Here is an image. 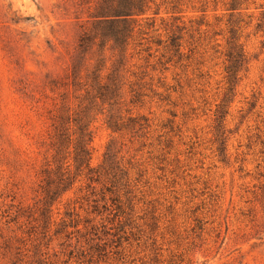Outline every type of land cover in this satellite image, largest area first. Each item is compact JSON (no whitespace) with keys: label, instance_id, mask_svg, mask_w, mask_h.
<instances>
[{"label":"rangeland","instance_id":"374dc122","mask_svg":"<svg viewBox=\"0 0 264 264\" xmlns=\"http://www.w3.org/2000/svg\"><path fill=\"white\" fill-rule=\"evenodd\" d=\"M98 1L0 0V132L37 157L39 166L43 158L26 133L30 129L31 136L43 134L46 126L29 111L19 90L26 83L41 85L66 74L77 57L84 30L95 21ZM161 3L156 0L157 5ZM216 4L209 3L203 25V13L190 3L181 7L183 14L176 15L184 16L188 30L208 32L203 41L208 54L201 57L204 50L199 49L190 63L183 61L166 72V67L155 66L156 59L146 60L148 53L137 54L143 49L137 44L142 36L135 38L128 57L134 55L140 67L137 71L147 72L153 80L150 76L144 80L148 89L143 92L148 97L134 112L149 118L151 129L148 134L114 133L100 118L93 124L91 143L93 168L103 163L112 140L120 152L118 160L125 157L124 162L130 163L131 177L139 182L131 217L121 228L112 221L99 234L100 255L92 261L83 262L75 254L70 259L75 238L68 242L65 238V247L60 245L62 239L54 241L49 249L53 259L58 253L56 259L71 260L70 264H264V204L255 198L264 185V28L256 26L264 0H250L242 6L239 36L250 59L249 71L229 104L221 133L216 114L225 74L216 51L217 45L226 46L219 34L226 31L230 12ZM157 5L150 17L165 36L172 14L162 6L155 16ZM164 82L176 90L169 101H163L170 93L163 88ZM27 121L31 126H26ZM3 170L0 165V213L8 209L13 219L16 209L9 210L14 203ZM31 183H36L34 177ZM86 185L78 179L57 203L58 223L67 211L79 208ZM34 198L28 192L24 206L33 205ZM91 205L85 203L84 208L90 212ZM27 223L26 218L20 219L10 229L27 236L21 233L28 230Z\"/></svg>","mask_w":264,"mask_h":264},{"label":"trees","instance_id":"16d2710c","mask_svg":"<svg viewBox=\"0 0 264 264\" xmlns=\"http://www.w3.org/2000/svg\"><path fill=\"white\" fill-rule=\"evenodd\" d=\"M213 1L217 7L222 5L230 12L226 31L219 34L226 39V46L217 45L216 51L217 58L223 60L225 74L223 98L216 114L221 133L229 104L236 96L239 82L249 71L250 59L240 42L242 21L239 18L242 6L250 0ZM210 2L162 0L157 5L156 0H99L95 5V21L84 30L76 50L77 57L66 74L41 85L26 83L19 90L29 111L46 126L43 134L31 136L30 129L26 133L37 155L42 156L43 165L39 166L37 157L0 132V165L8 176L7 188L14 203L9 210L16 209L13 219L8 209L0 213V264H70L71 260L56 259L58 253L53 259L49 249L56 240L62 239L64 242L60 245L65 247L72 238L77 241L69 254L70 259L75 254L83 262L92 261L95 255H100L99 234L112 221H117L116 228H121L122 222L131 217L138 179L133 181L130 163L124 162L125 157L118 160L120 152L116 151L114 140L107 147L103 163L98 168L91 166L93 124L104 118L114 133H149L150 119L134 111L136 105L148 97L143 91L148 89L144 80L150 74L137 71L140 67L134 55L128 57L132 44L136 37L142 36L137 44L143 49L137 54L148 53L146 60L156 59L155 66L166 67V72L183 61L190 63L199 49L204 50L201 57L206 56L209 50L203 48V41L208 32L200 28L188 30L184 16L176 15L183 14L181 7L190 3L193 9L203 13L200 24L203 25ZM155 5L158 7L153 13L155 16L160 15L162 6L172 14V23L164 29L165 36L159 33L160 29H155L157 20L150 17ZM250 18L249 24L253 22V16ZM161 22L165 24L166 20L161 19ZM256 26L264 28V11ZM151 33L155 35L149 36ZM153 47H156L155 53L151 52ZM187 47H190L188 52ZM150 80L153 77L150 76ZM163 88L170 92L163 101H169L176 90L165 82ZM174 124L171 122L172 128ZM26 126H31V121H27ZM31 177L36 179V186L31 183ZM78 179L87 183L86 194L77 202L79 208L67 211L58 223L55 207ZM259 190L255 194L256 201L264 204V185ZM28 192L35 194L34 204L25 207L24 198ZM85 203H92V211L84 208ZM90 214L96 216L89 219ZM23 218L29 226L21 233L27 236L10 229L11 223Z\"/></svg>","mask_w":264,"mask_h":264}]
</instances>
